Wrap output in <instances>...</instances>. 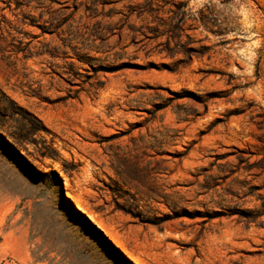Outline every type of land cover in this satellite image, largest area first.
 <instances>
[{"label": "rangeland", "instance_id": "obj_1", "mask_svg": "<svg viewBox=\"0 0 264 264\" xmlns=\"http://www.w3.org/2000/svg\"><path fill=\"white\" fill-rule=\"evenodd\" d=\"M87 219L264 264V0H0V264H128Z\"/></svg>", "mask_w": 264, "mask_h": 264}, {"label": "trees", "instance_id": "obj_2", "mask_svg": "<svg viewBox=\"0 0 264 264\" xmlns=\"http://www.w3.org/2000/svg\"><path fill=\"white\" fill-rule=\"evenodd\" d=\"M35 131H36V129L35 130H32V131H30L29 132V134L31 135V134H34L35 133ZM28 134V135H29ZM9 137H12L13 139H17L18 138V136H16V134L14 135V134H9ZM72 208H73V206H72ZM73 210L76 212V213H78V214H80V215H83V214H81L80 212H78L75 208H73ZM88 220V223L90 224V226L95 230V233H98L99 235H101L103 238H104V240L107 242V244L108 245H110L118 254H120L121 255V257H122V259L126 262V263H128V264H134V263H132L130 260H128V258L105 236V234L95 225V224H93L92 222H90V220L89 219H87Z\"/></svg>", "mask_w": 264, "mask_h": 264}]
</instances>
